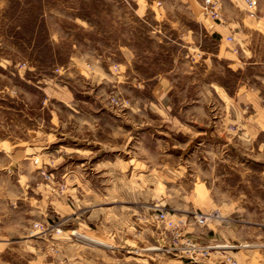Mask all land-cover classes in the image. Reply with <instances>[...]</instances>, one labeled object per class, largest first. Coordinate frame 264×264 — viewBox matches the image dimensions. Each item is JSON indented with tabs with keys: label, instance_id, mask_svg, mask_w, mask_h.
I'll use <instances>...</instances> for the list:
<instances>
[{
	"label": "rangeland",
	"instance_id": "1",
	"mask_svg": "<svg viewBox=\"0 0 264 264\" xmlns=\"http://www.w3.org/2000/svg\"><path fill=\"white\" fill-rule=\"evenodd\" d=\"M220 1L222 34L204 0H0V264H264L261 115L222 122L264 114V0Z\"/></svg>",
	"mask_w": 264,
	"mask_h": 264
},
{
	"label": "crops",
	"instance_id": "2",
	"mask_svg": "<svg viewBox=\"0 0 264 264\" xmlns=\"http://www.w3.org/2000/svg\"><path fill=\"white\" fill-rule=\"evenodd\" d=\"M222 10H224L223 6H222ZM204 11H205V9H204ZM204 13L208 17H211L206 11ZM223 14H224V12H223ZM252 18L255 19V17H252ZM212 20L216 23H211L210 26H213L215 31L222 34L223 31L220 28L218 21L213 19V18H212ZM235 48L233 50H235ZM169 85H170V80L166 77L160 78L155 84V86H157V89L159 90V92H160V90L165 91V88H167ZM259 98H260L259 97V91L255 90V89H245L241 92L240 95L231 97L230 102L228 104L225 103V107H224L225 113H224V116L222 117V122H225V123L236 122L239 118V110H241L243 113L245 111V109L247 110V108H245V105L247 104L246 106H249V108L254 109V107H255L257 109V114L261 115V117H260L261 120L259 121V119H258V122H256V123H255V118L253 116L254 114H251V118H245L244 117L246 120L247 132L250 133V131H254V129H257V125H261V129L264 130V114L259 112L260 111V108L258 106V104H259L258 99ZM179 118L180 117L176 114L168 115V123L171 125L170 128L172 126H174V124L176 125V124L181 123ZM171 130H173V129L171 128ZM228 141H230V137H228Z\"/></svg>",
	"mask_w": 264,
	"mask_h": 264
},
{
	"label": "built area",
	"instance_id": "3",
	"mask_svg": "<svg viewBox=\"0 0 264 264\" xmlns=\"http://www.w3.org/2000/svg\"><path fill=\"white\" fill-rule=\"evenodd\" d=\"M245 8L250 17L258 16L259 0H244ZM204 9L205 11L215 20L222 22L223 21V10L222 2L220 0H204ZM229 41H233L234 36L228 35ZM235 50H237L235 48ZM37 161V160H36Z\"/></svg>",
	"mask_w": 264,
	"mask_h": 264
}]
</instances>
